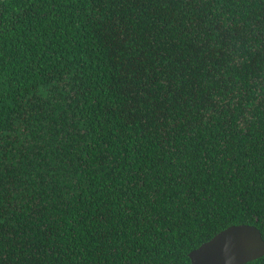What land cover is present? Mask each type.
Listing matches in <instances>:
<instances>
[{
  "label": "trees",
  "instance_id": "1",
  "mask_svg": "<svg viewBox=\"0 0 264 264\" xmlns=\"http://www.w3.org/2000/svg\"><path fill=\"white\" fill-rule=\"evenodd\" d=\"M238 225L264 238V0H0V264H192Z\"/></svg>",
  "mask_w": 264,
  "mask_h": 264
},
{
  "label": "water",
  "instance_id": "2",
  "mask_svg": "<svg viewBox=\"0 0 264 264\" xmlns=\"http://www.w3.org/2000/svg\"><path fill=\"white\" fill-rule=\"evenodd\" d=\"M192 264H247L264 257V238L251 225L231 226L189 254Z\"/></svg>",
  "mask_w": 264,
  "mask_h": 264
}]
</instances>
